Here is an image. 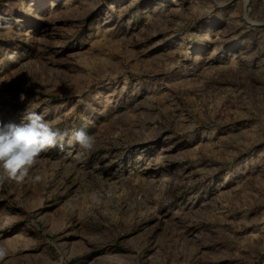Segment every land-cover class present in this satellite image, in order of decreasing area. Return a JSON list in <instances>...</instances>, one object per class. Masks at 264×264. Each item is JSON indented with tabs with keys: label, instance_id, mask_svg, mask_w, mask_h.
<instances>
[{
	"label": "rangeland",
	"instance_id": "obj_1",
	"mask_svg": "<svg viewBox=\"0 0 264 264\" xmlns=\"http://www.w3.org/2000/svg\"><path fill=\"white\" fill-rule=\"evenodd\" d=\"M83 129L0 185V264H264V0H0V123Z\"/></svg>",
	"mask_w": 264,
	"mask_h": 264
},
{
	"label": "clouds",
	"instance_id": "obj_2",
	"mask_svg": "<svg viewBox=\"0 0 264 264\" xmlns=\"http://www.w3.org/2000/svg\"><path fill=\"white\" fill-rule=\"evenodd\" d=\"M23 121L19 125L0 123V185L6 181L19 184L28 178L42 181L41 175L30 177V171L42 153L63 148L66 140L69 144L77 143L84 151L94 149L95 138L83 129L61 131L36 111H27ZM8 255V248L0 244V261Z\"/></svg>",
	"mask_w": 264,
	"mask_h": 264
}]
</instances>
